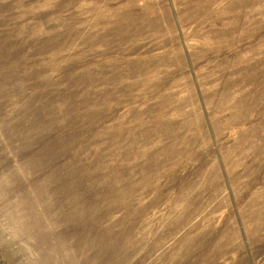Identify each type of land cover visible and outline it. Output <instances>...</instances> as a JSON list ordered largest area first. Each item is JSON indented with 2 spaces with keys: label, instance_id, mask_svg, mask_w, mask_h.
I'll use <instances>...</instances> for the list:
<instances>
[{
  "label": "rangeland",
  "instance_id": "374dc122",
  "mask_svg": "<svg viewBox=\"0 0 264 264\" xmlns=\"http://www.w3.org/2000/svg\"><path fill=\"white\" fill-rule=\"evenodd\" d=\"M0 195V264H264V0H0Z\"/></svg>",
  "mask_w": 264,
  "mask_h": 264
},
{
  "label": "bare ground",
  "instance_id": "6f19581e",
  "mask_svg": "<svg viewBox=\"0 0 264 264\" xmlns=\"http://www.w3.org/2000/svg\"><path fill=\"white\" fill-rule=\"evenodd\" d=\"M0 197H1V195H0ZM25 201V200H24ZM26 203H27V206H26V208H25V210H24V212L22 213V210H21V213H22V219H19L21 222H24L25 220H30L29 218H31V217H36L35 216V214H36V212H35V209L33 208V202H28V201H25ZM37 203V202H36ZM35 203V204H36ZM20 205H23V204H20ZM34 207H36V206H34ZM19 208H21V207H19ZM37 208V207H36ZM38 210V209H37ZM36 210V211H37ZM48 210V209H47ZM16 213V212H15ZM50 213V212H49ZM38 215V214H37ZM10 216H11V214H10ZM19 216V215H18ZM18 216H16V217H18ZM38 217V216H37ZM36 217V218H37ZM42 217H44V216H42ZM15 217L13 216V220L15 221V219H14ZM10 221H11V219H9ZM32 220V219H31ZM39 220V219H38ZM37 219H35L34 220V224L33 225H31L30 224V222H29V225L27 224V229L29 230V231H31V232H33V231H35L36 229H37V221H38ZM19 221V223H21ZM39 222V221H38ZM20 225V224H19ZM32 226L34 227V229L32 228ZM38 231V230H37ZM42 233V232H41ZM44 234V233H43ZM43 234H42V236H43ZM47 240H48V238H47ZM63 244V242L62 243H60V245H62ZM67 250V249H66ZM57 253H58V250H57ZM62 260H60L59 262H61Z\"/></svg>",
  "mask_w": 264,
  "mask_h": 264
}]
</instances>
